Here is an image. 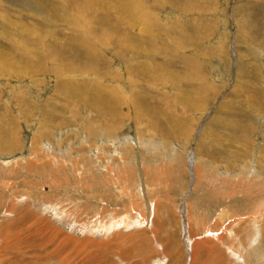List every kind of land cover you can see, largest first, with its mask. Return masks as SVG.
<instances>
[{"label":"rangeland","instance_id":"rangeland-1","mask_svg":"<svg viewBox=\"0 0 264 264\" xmlns=\"http://www.w3.org/2000/svg\"><path fill=\"white\" fill-rule=\"evenodd\" d=\"M0 264H264V0H0Z\"/></svg>","mask_w":264,"mask_h":264},{"label":"bare ground","instance_id":"bare-ground-1","mask_svg":"<svg viewBox=\"0 0 264 264\" xmlns=\"http://www.w3.org/2000/svg\"><path fill=\"white\" fill-rule=\"evenodd\" d=\"M85 5H87V4H85ZM85 10V9H84ZM145 25V24H144ZM144 27V26H143ZM86 32V31H85ZM82 33H83V31H82ZM81 33V34H82ZM87 33V32H86ZM81 36H83V37H85L83 34L81 35ZM89 37V36H88ZM34 38H37L36 36L34 37ZM40 38V37H39ZM39 38H37V39H39ZM82 38V37H81ZM33 39V38H32ZM152 39V38H151ZM88 40H89V38H88ZM90 41V40H89ZM21 42H23V41H21ZM84 42V41H83ZM128 42V41H127ZM126 42V43H127ZM85 44H86V42H84ZM88 43H90V42H88ZM25 44V43H24ZM140 44V43H139ZM133 45V44H132ZM141 45V44H140ZM17 46V45H16ZM18 46H20V48L22 47V45H18ZM143 46V45H142ZM24 47V46H23ZM140 47V46H139ZM25 48V47H24ZM90 48V47H89ZM134 48H136L135 47V45H134ZM138 48V47H137ZM95 49V48H94ZM93 50V49H92ZM22 51V50H21ZM23 52V51H22ZM27 53V52H26ZM22 54V53H21ZM24 54V53H23ZM44 55V54H43ZM21 57H22V55H20ZM25 56H26V54H25ZM32 56V55H31ZM43 57V56H42ZM24 60H25V58H24ZM44 61V60H43ZM22 63V62H21ZM26 65H28V63H26V62H24ZM27 67H29V66H27ZM23 68H24V66H23ZM30 68V67H29ZM26 70H27V68H25ZM32 69V68H31ZM16 70H18V69H16ZM20 71H22V70H20ZM25 71V70H24ZM35 71V70H34ZM33 71V73H35ZM27 72V71H26ZM32 73V74H33ZM27 74V73H26ZM37 74V73H36ZM28 75V74H27ZM133 79V78H132ZM132 86V85H131ZM123 93V92H122ZM126 98V97H125ZM37 155V154H36ZM39 158H40V156L38 157V156H31L30 158H29V160L28 161H26L25 163H27L28 162V164L26 165V166H28V165H32V163H34L35 162V165L36 164H38L37 162H39ZM32 168V167H31ZM110 172V171H109ZM108 176V175H107ZM108 182H109V179H108ZM111 184V183H110ZM116 184V183H115ZM245 186V185H244ZM122 189V188H121ZM121 191V190H120ZM122 192V191H121ZM121 192H119V193H121ZM241 192V191H240ZM103 193V192H102ZM244 193V192H243ZM122 194V193H121ZM120 194V195H121ZM127 194V193H126ZM125 194V195H126ZM124 196V195H123ZM129 197H130V195H129ZM132 198V197H131ZM133 199V198H132ZM132 202V201H131ZM153 204V203H152ZM149 205H151V204H149ZM139 207V206H138ZM156 207H157V205H156ZM155 206H154V209L156 208ZM103 210H105L104 208H102ZM150 209V208H149ZM153 209V208H152ZM153 209V210H154ZM9 210H11V209H9ZM157 210V209H156ZM155 210V211H156ZM139 210H137V206H134L133 204H132V207L130 208V212L131 213H134V214H136V215H138L137 217H138V220H136V221H134L132 224H136V223H139L141 226L140 227H142V225H143V223L142 222H140L139 221V219H141L140 217H142V219H143V222H144V225H146L147 224V221L145 220L146 219V216H145V214H139V212H138ZM154 211V212H155ZM12 212V211H11ZM106 212V211H105ZM154 212L152 213V214H154ZM10 213V212H9ZM104 214V215H103ZM105 213L103 212H100L99 213V215H98V218L99 219H95V221H93V223H92V225H87V224H84L85 226H83V228L82 227H80V226H78V227H80V228H82V229H85V228H89V229H87L86 231H83V233H85V234H87L88 235V233H92V234H97V235H101V236H108L107 237V241L108 242H112L113 241V243H116L117 242V237L113 234V232L114 231H117V230H119L120 229V227H119V222H131V220L130 221H128L127 219V216H122V218H120V219H117V217H112V216H110L109 217V219H106L105 218ZM223 215H225V213H223L222 214V216ZM250 215V214H249ZM95 216V215H94ZM151 216V215H150ZM221 216V217H222ZM251 216V218H248L247 220H249V221H255V220H257L258 221V217H260V214L259 213H256V214H254V215H250ZM249 216V217H250ZM78 217V216H77ZM81 217V216H80ZM96 217V216H95ZM190 216H188V218H189ZM248 217V216H247ZM187 218V219H188ZM72 220V219H71ZM70 220V221H71ZM151 220V219H150ZM154 220V219H153ZM153 220H152V222H153ZM81 220H79L78 221V218H77V222H75V224L76 223H82V222H80ZM97 221H99V222H97ZM113 222H117L115 225H113ZM151 222V223H152ZM250 222H248V224H249ZM109 224H112L111 226H109V227H107ZM124 224V223H123ZM128 224V223H127ZM230 224V223H229ZM254 224V223H253ZM256 224V223H255ZM83 225V224H82ZM122 225V224H121ZM131 225V224H130ZM217 225V224H216ZM216 225H215V227H216ZM99 226H101V228H98ZM214 226V224L213 225H205L204 226V230H203V232H206V238L207 237H209V239H211V240H215V238H216V240H218V242H220L221 243V246H227V248H225V250H226V252H227V254L228 253H230V251H232V250H230L229 249V245L231 246V247H235V245H237L238 244V240L237 239H234L232 236H231V232L229 231V226L228 227H223L222 228V230H221V228L220 229H215V231H213L212 230V227ZM255 226V225H254ZM139 227V226H138ZM215 227H213V228H215ZM79 228V229H80ZM133 228V227H132ZM75 230H76V228H74ZM124 229H127V230H129V229H131V226L130 227H128V225H125V227H124ZM254 230V229H253ZM82 232V231H81ZM100 233V234H99ZM122 233V232H121ZM143 234V233H142ZM114 235V236H113ZM120 235H122V234H120ZM124 235V234H123ZM204 235V234H203ZM226 235H229V237L228 236H226ZM113 236V239L111 240V238L110 237H112ZM118 236V235H117ZM204 236V237H205ZM198 237H200L199 235H198ZM206 238H202L203 240H201V241H205V239ZM229 240V242L227 243L226 242V240L227 239ZM230 238L232 239V240H234V242H232V241H230ZM67 239V238H66ZM92 239V240H91ZM91 239L89 238V239H86V241L89 243V244H91L92 245V247L94 248V247H96V245L98 246V245H101L98 241H96L95 239H93L92 237H91ZM68 240V239H67ZM73 240V239H72ZM85 240V239H84ZM197 241V240H196ZM237 244H236V243ZM202 243V242H201ZM80 244V243H79ZM117 244H121V243H119V242H117ZM200 243H199V241L198 242H196L195 243V246L193 247V250H192V253H193V251H195V249L198 247V246H200L199 245ZM103 245H105V244H103ZM205 245V244H204ZM102 246V245H101ZM100 246V247H101ZM97 249H99V246H98V248ZM216 250H218L217 248H216ZM220 251V250H219ZM222 251V250H221ZM235 251V250H234ZM93 252H95L94 250H93ZM224 252V251H223ZM226 252H224V254H226ZM220 253V252H219ZM223 254V255H224ZM226 254V257H228V255ZM121 256H122V254H120ZM233 256V255H232ZM193 257V256H192Z\"/></svg>","mask_w":264,"mask_h":264},{"label":"crops","instance_id":"crops-1","mask_svg":"<svg viewBox=\"0 0 264 264\" xmlns=\"http://www.w3.org/2000/svg\"><path fill=\"white\" fill-rule=\"evenodd\" d=\"M103 205H104V209H105V211L103 210V209H98V207L96 208V211L93 213V216L94 215H96V213H99V212H104L106 215L108 214V207L106 206V203H103ZM104 215V214H103ZM128 221H130V219H127ZM145 220H147V218L145 219ZM117 222H113V225H115ZM124 223V224H123ZM128 223V224H127ZM133 222H119V227H120V229L119 230H117V231H114L113 233H117V232H122L123 234H125L124 233V227H125V225H128V227H130L131 226V228L133 227V225H135V226H138L139 225V223L137 224H132ZM135 223V222H134ZM122 224V225H121ZM131 224V225H130ZM112 224H109L107 227H109V226H111ZM98 228H101V226H99ZM141 229H142V227H141ZM100 234V233H99Z\"/></svg>","mask_w":264,"mask_h":264}]
</instances>
